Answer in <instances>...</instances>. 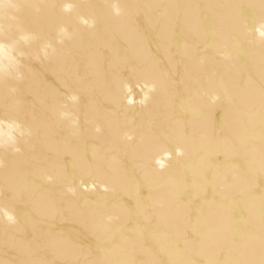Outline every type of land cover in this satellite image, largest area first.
<instances>
[{"label":"water","instance_id":"obj_1","mask_svg":"<svg viewBox=\"0 0 264 264\" xmlns=\"http://www.w3.org/2000/svg\"><path fill=\"white\" fill-rule=\"evenodd\" d=\"M12 2L0 8V207L18 222L0 212V264L245 260L246 245H237L264 231V40L256 31L264 0ZM224 3L233 10L226 17ZM162 43L171 53L159 58ZM144 93L151 99L141 107ZM112 98L119 118L146 123L138 136L156 141V158L172 153L163 171L106 149L85 122L86 107L97 101L99 117L114 109ZM77 117L86 129L73 127Z\"/></svg>","mask_w":264,"mask_h":264},{"label":"bare ground","instance_id":"obj_2","mask_svg":"<svg viewBox=\"0 0 264 264\" xmlns=\"http://www.w3.org/2000/svg\"><path fill=\"white\" fill-rule=\"evenodd\" d=\"M223 6H229L230 9H228L229 11H233L229 5V3H224ZM225 7H223V9H225ZM223 13V12H222ZM222 20H224V18H222L218 24L221 25L222 24ZM229 25V24H228ZM228 25H225L223 27H228ZM160 49L159 52H157L156 54L160 57H164V55H170L171 51L170 49H167V45L164 43L163 45L160 44ZM163 46V47H162ZM104 54V53H103ZM204 75V73H203ZM113 94V93H112ZM102 96H99L100 100H98V98H96V100H98V102H100V104H102V102H105L106 101V95H104L103 93L101 94ZM112 100L115 101L114 98H112ZM44 102H47L46 100H43ZM97 103V109H91V108H87L86 109L88 111H83V113H85V117H84V120L85 122H91V124L93 125V131H95V127L96 125H100L101 126V129H102V136H104V139L106 140V143H104V147H106V149H109V150H114L116 151L117 153L121 152L123 153L124 156H126V159L127 157L128 158H131V156L136 155L138 154V159L144 163V164H148V166H152L154 164V160H155V156H154V153L156 151H151L153 149L156 148L155 146V140H153L152 138H148V139H142L139 137V141L136 145H139L140 146V149L137 148V147H133L132 149H125L124 148V145H125V142H126V139H125V134H131V135H138V130L140 129V127H142L146 132L149 131L148 128H146L147 126L145 124L141 125L140 123L138 122H131V121H128L126 120V118H119L118 116L120 114H123V112H117L116 111L119 109V104H120V101L117 99V101L114 102V109L112 111H104L103 114H101L99 117H98V113H99V110H98V107H99V103ZM49 104V103H48ZM92 104V102L90 103ZM68 106V105H67ZM66 106V107H67ZM48 107H50L48 105ZM93 107H96V105H94ZM52 110L54 112H58L56 111V108L55 107H51ZM88 113V114H87ZM77 119H79V117H77ZM139 119V118H138ZM107 120L109 121H113V124H107ZM80 129H86V127L84 126H80L79 127ZM100 134V133H98ZM155 134V133H154ZM67 135H64V138H66ZM153 144V145H152ZM137 150V152H135ZM234 231L235 233V236H237L236 234H238L240 232V229H239V224H237V220L235 219L234 222ZM251 235H253V240L250 241V240H247L245 241V243H239L237 245V249H240L243 247V245H246V250H247V255H245V260H240V259H244L242 257H244L242 255V257L239 256L238 257H235L233 259H235L234 262L237 261L236 264H264V260L263 259H259L261 257H264L263 255L261 257H259L260 255V251H261V248L260 246L256 243V241H263L264 239L263 238H257V236H263L264 237V231H260V230H254V231H251L250 233ZM221 244V243H220ZM229 244H223V247H227ZM241 245V246H240ZM256 254V256H255ZM167 255V252L163 253L161 256H163V258H165ZM255 256V257H253Z\"/></svg>","mask_w":264,"mask_h":264},{"label":"clouds","instance_id":"obj_3","mask_svg":"<svg viewBox=\"0 0 264 264\" xmlns=\"http://www.w3.org/2000/svg\"><path fill=\"white\" fill-rule=\"evenodd\" d=\"M9 7L16 8L17 6H16V4H14L12 2V0H0V8L7 9ZM113 7H114V11H115V13H116L117 16L122 15V11H123L122 9H120L119 7H117L115 5ZM72 10H73V4L72 3H65L64 4V11L65 12H71ZM83 23L89 24V21L84 20ZM89 26L94 27L95 26V23L93 22V23L89 24ZM2 31H3V26L0 25V32H2ZM256 31L258 33L259 38L261 40H264V23L258 24ZM0 52H5V54H7V51H6L4 45H0ZM221 55H222V58H224V59H228L229 58L227 56H224L223 54H221ZM156 90L157 89H156V86L155 85H152V86H149L148 87V92L149 93H155ZM72 99L75 100V99H77V97L76 96H73ZM150 99H151V97L148 95V93H144V98L139 101V106L146 107L148 105L147 104V101L150 100ZM212 100H213V103H217L220 100L219 95L214 94L212 96ZM127 103L134 104L135 102L134 101H128ZM0 123H3V122H0ZM72 124H73V127H79V120L78 119L77 120H74L72 122ZM95 132L96 133L102 132V129H101V126L100 125H96ZM125 139L127 141H129V142H132L135 139V137L133 135H131V134H127L126 133L125 134ZM0 147H4L5 150H7L6 142H5L4 145H0ZM12 152L13 153H21L22 152V148L21 147H18V146L17 147H14L12 149ZM175 154H176L177 157H183L185 155L184 149L183 148H176ZM161 156L163 157V159L156 158L155 159V165L157 166V168L160 171H163L165 168H167L169 166L168 165V162L173 159V155H172L171 152H163L161 154ZM4 167H5V161L3 159H0V168H4ZM45 181L47 183L51 184V183L54 182V178L49 175V176H46L45 177ZM99 187L103 191H105V192L110 191V189L108 188L107 185L101 184V185H99ZM80 188L82 190L93 191L92 188L85 189L84 183L82 181L80 182ZM67 192L70 195L75 196L76 195V188L75 187H68L67 188ZM0 212L3 213V215L6 218V220H7V222H8L9 225H15V224H17V222H18L17 217L12 212H10L8 210V208H6V207H0ZM109 219L111 220L112 217H110Z\"/></svg>","mask_w":264,"mask_h":264},{"label":"rangeland","instance_id":"obj_4","mask_svg":"<svg viewBox=\"0 0 264 264\" xmlns=\"http://www.w3.org/2000/svg\"><path fill=\"white\" fill-rule=\"evenodd\" d=\"M224 7H225V6H224ZM228 9H230L229 6H228V8H227V6H226L225 9H223V13H222V15H223L224 13H226V12H231V11H229ZM226 15H227V13L224 15V17H226ZM224 24H225V25H228V23H227L225 20H222V24L219 25V27L221 28V30L224 31V32H226V33H228L229 35H230L231 33H233L232 28L230 27V25H228V27H223ZM163 44H164V43H162V45H163ZM160 46H161V45H160ZM163 46H164V45H163ZM163 46H162V47H163ZM150 48H151V46H150ZM159 50H161V49L159 48ZM159 50H157L156 53L159 52ZM25 94L28 96L29 94H32V91L29 90L28 92H25ZM48 105L50 106V104H48ZM47 107H48V106H47ZM30 109H31V108H30ZM28 112H29V111H28ZM133 136H134V135H133ZM134 137H135V139H134L132 142H129V141L126 140L125 145H124V148H125V149H127V150L132 149V148L134 147V145H136V144L138 143V141H139V136H138V135H135ZM133 144H134V145H133ZM263 242H264V240H263Z\"/></svg>","mask_w":264,"mask_h":264}]
</instances>
